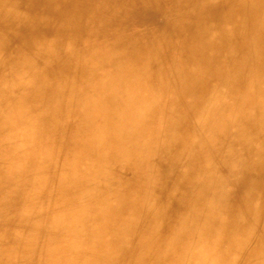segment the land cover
Masks as SVG:
<instances>
[{
	"label": "clouds",
	"instance_id": "obj_1",
	"mask_svg": "<svg viewBox=\"0 0 264 264\" xmlns=\"http://www.w3.org/2000/svg\"><path fill=\"white\" fill-rule=\"evenodd\" d=\"M34 3L0 0L14 25L0 29V264H264V243L245 258L264 188L253 181L233 203L264 170V0H139L165 30L144 51L121 27L137 0H99L119 22L104 48L62 35L72 17L33 15ZM207 3L223 4L218 24ZM38 25L56 34L9 51ZM168 27L192 29L189 42ZM165 45L172 61L154 70ZM62 57L86 75L50 80L41 62Z\"/></svg>",
	"mask_w": 264,
	"mask_h": 264
},
{
	"label": "rangeland",
	"instance_id": "obj_2",
	"mask_svg": "<svg viewBox=\"0 0 264 264\" xmlns=\"http://www.w3.org/2000/svg\"><path fill=\"white\" fill-rule=\"evenodd\" d=\"M99 0H59L60 10L56 12L52 7L45 4L44 0H36L31 7L25 10L31 12L33 15L49 14L54 16L58 21L62 20L65 15L72 17V23L70 26L62 30V35L75 36L78 43L87 44L91 42L93 45L104 48L111 44L115 40L114 29L116 23H109L105 21V17L108 16V11L104 8L98 7ZM21 8H25L24 4H21ZM202 11L205 18L210 25L218 24L221 20L222 13L224 11L223 4L213 5L207 3L203 6ZM13 27L8 21H6L5 32L9 27ZM122 30L125 32L124 43L131 44L137 47L139 50L144 51L147 48L152 47L156 40L165 34V30L158 22L157 13L151 9L146 8L144 5L137 4L129 14L128 20L122 24ZM21 37H9L11 45L9 51H12L17 46L25 48V51L31 52V41L33 37H52L56 34L55 30L51 28H45L42 25H38L33 31L31 28L23 27L20 29ZM192 29L188 30V33H175L171 27L167 28L166 34L169 39H182L186 43L189 42L190 33ZM27 42V44H25ZM237 45H241L243 40L240 36H237L233 41ZM223 45H217V51H220ZM175 49L168 45H165V51L160 56V63L153 65L154 70H159L161 67H166L171 63L173 53ZM41 67L44 68L48 78L50 80L62 81V80H77L79 81L86 75V70L83 67H77L76 64L68 57H62L50 66L41 62ZM69 135L72 131V126H69ZM60 146L59 139L57 140V147ZM67 145H65V150ZM259 170L253 174H247L240 182L235 199L234 205L237 206L241 203V196L247 186L251 182L255 181L258 187L264 188V173L259 174ZM161 200L166 201L168 199V190L165 189L160 193ZM45 199H49L48 193H45ZM22 201L17 198L13 204L14 208H19ZM55 200L53 197V206ZM17 224L15 220H9L3 227L12 230L16 228ZM264 238V216H262L256 226V238L251 242L249 251L245 252V258L255 254V251L259 248L261 240ZM34 264H39V255H37Z\"/></svg>",
	"mask_w": 264,
	"mask_h": 264
},
{
	"label": "bare ground",
	"instance_id": "obj_3",
	"mask_svg": "<svg viewBox=\"0 0 264 264\" xmlns=\"http://www.w3.org/2000/svg\"><path fill=\"white\" fill-rule=\"evenodd\" d=\"M13 27H14V25H12ZM5 28H6V20L4 21V22H0V29H2V30H4L5 31ZM259 174H262V173H264V170H259ZM249 186H247V188H248ZM241 205V203H238V205H237V207H239ZM262 243H264V238H263V240H261V242H260V244H259V247H260V245L262 244Z\"/></svg>",
	"mask_w": 264,
	"mask_h": 264
}]
</instances>
